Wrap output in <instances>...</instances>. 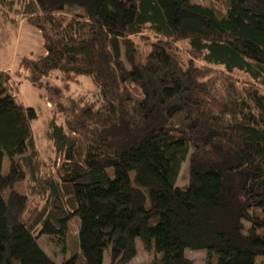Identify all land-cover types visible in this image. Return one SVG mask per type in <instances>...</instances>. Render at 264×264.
<instances>
[{
    "label": "trees",
    "instance_id": "obj_1",
    "mask_svg": "<svg viewBox=\"0 0 264 264\" xmlns=\"http://www.w3.org/2000/svg\"><path fill=\"white\" fill-rule=\"evenodd\" d=\"M14 5L43 52L0 67V264H130L137 240L158 264H264V0ZM13 75L54 106L48 158ZM82 76L97 100L67 94ZM74 216L80 253L56 263L37 237Z\"/></svg>",
    "mask_w": 264,
    "mask_h": 264
},
{
    "label": "rangeland",
    "instance_id": "obj_2",
    "mask_svg": "<svg viewBox=\"0 0 264 264\" xmlns=\"http://www.w3.org/2000/svg\"><path fill=\"white\" fill-rule=\"evenodd\" d=\"M203 6L214 9L222 16L223 11L216 8L217 1L226 6L228 0H191ZM17 5L12 8L0 6V67L13 73V65L16 60L31 53H42L43 46L38 29L34 28L23 20V16L17 10ZM79 9L71 12H79ZM14 76V75H13ZM18 85V99L25 107H31L35 111V117L30 122L31 135L35 140L36 147L43 158H48L53 154V147L47 138L49 120L53 114L54 106L50 104L48 97H42L39 91L26 79L14 76ZM75 95L85 93L97 100L98 94L94 85L87 77H80L77 83L70 84L67 94ZM26 150L25 141L19 142L18 148L7 149L2 160L1 173H8L10 159L16 158ZM176 185L185 188L188 185L187 161L183 162L176 180ZM79 218L72 217L64 232V241L57 238L40 234L37 237V244L56 263L64 259L71 258L80 253L78 243ZM137 254L130 264H158L153 262L154 252H148L140 246L137 240ZM186 256L193 261V264H204V251H186ZM109 257L105 254L103 264H108Z\"/></svg>",
    "mask_w": 264,
    "mask_h": 264
}]
</instances>
